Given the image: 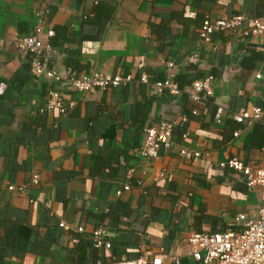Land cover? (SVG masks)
<instances>
[{
	"label": "crops",
	"instance_id": "1",
	"mask_svg": "<svg viewBox=\"0 0 264 264\" xmlns=\"http://www.w3.org/2000/svg\"><path fill=\"white\" fill-rule=\"evenodd\" d=\"M45 8L56 36L43 38L59 72L71 58L82 71L132 74L134 81L82 94L67 82L34 78L29 56L12 40L30 34ZM236 15H264V0H0V83L7 84L0 98V264H118L146 250L167 252L163 264H201L189 255V236L240 230L238 216L258 217L262 188L250 189L219 162L264 164V126L234 118L253 106L264 110V35L199 36L207 17ZM194 53L199 65L187 61ZM167 62L181 70L178 95L160 96L152 86L168 78ZM143 73L149 83L138 80ZM208 76L214 97L192 103L191 84ZM52 87L74 103L66 115L40 112ZM219 107L222 124L214 119ZM182 114L188 121L176 128L169 153L143 158L144 129ZM183 147L202 157L182 159ZM99 228L110 250L93 247Z\"/></svg>",
	"mask_w": 264,
	"mask_h": 264
},
{
	"label": "built area",
	"instance_id": "2",
	"mask_svg": "<svg viewBox=\"0 0 264 264\" xmlns=\"http://www.w3.org/2000/svg\"><path fill=\"white\" fill-rule=\"evenodd\" d=\"M49 13L45 8L37 14V23L33 31L26 36H17L12 40V44L21 52L29 56L30 73L34 78L46 79L53 83L67 82L69 87L76 92L82 94L95 93L97 91H105L111 88H117L127 85L134 81L132 74L127 76L112 75L101 71H92L89 74H77L71 69H67L66 73L59 72L52 65V58L55 51L51 43L46 41L53 38L55 30L48 26L44 20V14ZM217 32H236L238 36L249 41L252 38L264 35V15L260 17L250 18L245 15H236L232 17L213 20L206 18L199 30L200 39L203 42H209L212 36ZM189 64L199 65L202 61L200 53H194L187 57ZM169 71L168 78L164 80H155L152 84L158 95L170 92L172 95H178L180 88L175 81L179 65L174 62L165 63ZM261 79L260 74L257 75ZM149 76L143 73L138 79L142 83H149ZM214 76H208L204 79L195 80L190 87L189 98L192 103L198 104L202 101L214 97V88L212 81ZM7 91V84L0 83V98ZM74 107V103L67 102L63 97L60 89L52 87L48 92L47 102L41 113H57L66 115ZM193 114H198L197 109H193ZM224 117V109L219 107L215 113V122L222 124ZM235 120L240 123L260 124L264 126V110L260 106H253L237 114ZM188 121L186 114L177 121H161L157 125L148 126L144 129L145 138L140 148V155L145 159H159L162 155H166L173 148L174 133L177 127ZM188 133L183 135L187 139ZM179 155L184 160H193L202 157L201 152L183 147ZM221 170H232L240 173L246 180V184L250 189L262 188V205L257 218H248L246 215H240L236 219V223L241 226L240 230L229 229L220 233H194L188 237L187 243L191 250V255L201 264H264V164L262 167L253 169L251 166L237 158H229L219 162ZM37 183L38 180L33 181ZM136 186L141 187L142 181H137ZM133 184L128 183L124 189L129 191ZM10 191L17 190L19 192L26 191V186L15 187L10 186ZM122 192H118L121 195ZM62 227H65L62 225ZM79 232H83V227L78 228ZM93 247L95 249L110 250L112 245L105 239V233L102 228L95 230L92 234ZM167 252L161 250L159 254L152 250H146L136 259L119 262L118 264H163L166 258H169ZM175 263H179L177 257H172Z\"/></svg>",
	"mask_w": 264,
	"mask_h": 264
},
{
	"label": "trees",
	"instance_id": "3",
	"mask_svg": "<svg viewBox=\"0 0 264 264\" xmlns=\"http://www.w3.org/2000/svg\"><path fill=\"white\" fill-rule=\"evenodd\" d=\"M56 36V35H55ZM55 36L53 38H55ZM67 68L71 69L74 73H77V74H89L90 72L89 71H82L80 69V65L78 63H74V60L69 58L67 60ZM181 70L177 72L176 74V77H175V81L180 83L181 84ZM159 80H162V79H159Z\"/></svg>",
	"mask_w": 264,
	"mask_h": 264
}]
</instances>
